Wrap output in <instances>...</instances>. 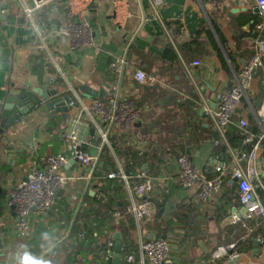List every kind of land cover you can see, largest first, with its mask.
Returning <instances> with one entry per match:
<instances>
[{
	"label": "crops",
	"instance_id": "crops-1",
	"mask_svg": "<svg viewBox=\"0 0 264 264\" xmlns=\"http://www.w3.org/2000/svg\"><path fill=\"white\" fill-rule=\"evenodd\" d=\"M92 1L94 7L89 18L94 43L70 52L66 37L58 35L53 41L56 45L54 54L62 62L67 81L76 87L79 96L87 102L111 94L114 84L108 72V63L115 56L128 55L129 64L117 90L118 94L135 98L145 90L130 75L137 68L156 76L157 85L164 94L162 99L157 98L140 105L144 111L142 122H151L163 116L168 99L173 95L185 108L174 111V116L170 118L177 121L175 127L180 129L176 139L171 141L172 145L176 151L189 153L198 166L210 165L214 157L213 140L216 133L203 110V97L213 105L216 93L234 83L236 74L253 52L256 23L260 17L249 5L239 0H163L158 13H154L151 0ZM0 2L4 4L6 0ZM7 4V7L11 6V0ZM12 8L7 13L0 11V121L3 105L11 91L18 88L40 89L46 84V78L54 79L55 72L42 59L30 20ZM7 14L10 17L3 19ZM124 14V20L118 23L117 20ZM50 22L51 26H63L65 23L58 18ZM51 26L48 27L49 32ZM131 44L134 46L133 52ZM167 51L169 55L173 52V60L166 58ZM195 60L200 64L191 67L188 72L184 65H190ZM38 63L44 67L42 79ZM262 71L264 68L255 75L251 84L250 98L255 109L264 100V89L260 84ZM85 87L94 92L102 90V93L93 95L86 92ZM238 113L246 115L249 122L250 119L254 121L248 103L243 102ZM52 119L60 120L62 130H47V124ZM52 119L41 110H33L0 131V264H19L25 251L38 259L49 261L57 256L61 264L65 260V253L52 254L49 249L36 251L34 255L31 242L37 229L52 228L53 235L46 237V243L48 248H54L50 242L54 236H62L67 225L56 228L50 222V216H44L43 219L32 216L31 236L19 237L14 226L15 212L6 201L8 189L23 179L31 166L40 165L44 155L54 154L51 143L54 133L60 135L62 144L58 151L62 149L64 139L61 134L68 126L62 127V124L68 123L69 118L63 121L61 115L57 114ZM82 137L87 142L96 143L97 140L87 123L83 126ZM83 147L89 152L94 150L87 144ZM174 170L175 167L170 164L169 171ZM168 186L172 187V201H168L167 207L159 210L158 221L151 226V231L155 235L167 237L173 264H225L224 260L212 261L209 256L215 248L236 240L242 234L237 225L225 219L234 212L238 202L231 203L224 218L219 217L222 211L221 199L229 187H225L220 197L203 203L198 200L194 187L183 188L173 180H168ZM180 202L185 203L188 210L185 216L181 214V222L177 224L171 215L172 204ZM64 206H59L58 211L60 213L64 210L63 218L67 220L69 215L74 217L72 206L69 207L67 203ZM260 230L264 234V226ZM134 237V232L127 234L128 240L137 248ZM135 255L139 258L138 249ZM241 260L243 264H264V246L253 238L248 239L242 244Z\"/></svg>",
	"mask_w": 264,
	"mask_h": 264
},
{
	"label": "built area",
	"instance_id": "built-area-1",
	"mask_svg": "<svg viewBox=\"0 0 264 264\" xmlns=\"http://www.w3.org/2000/svg\"><path fill=\"white\" fill-rule=\"evenodd\" d=\"M239 1L249 5L260 20L256 23L257 35L253 52L236 74L234 83L216 93L215 100H212L214 105L203 97V110L216 133L212 163L207 167H200L193 162L189 153L168 150L160 154L157 168L153 164L155 160L145 162L132 178L126 172L124 159L112 145V137L125 134V146L142 156L147 154L154 143L151 134H137L135 130V126L143 121V108L137 106L133 99L120 96L117 92L129 64L128 55L115 56L108 63V72L114 84L112 93L87 102L79 96L76 87L67 81L62 62L54 54L56 45L53 41L58 35L68 39L70 52L94 43L89 18L94 2L11 0L12 9L20 11L30 20L42 59L55 70L54 79L47 89L49 95H69V105L72 106L67 116L68 126L61 134L64 139L62 149L57 153L44 155L40 165L31 166L25 177L6 193V201L15 212L14 226L19 237L31 236L32 216L43 219L44 216H50L55 208L53 224L56 228L67 225L62 231L63 235L54 236L50 242L52 247L56 246L69 234L77 212L87 204L86 197L92 193L94 198H104L101 187L108 180H116L122 184L126 195L123 206L113 212V218L124 223L127 234L135 233L138 264H173L169 240L151 231L159 212L157 201L162 200L163 195L168 192V180H173L183 188L194 187L198 200L203 203L220 197L230 183L235 185L239 205L225 219L237 225L242 234L236 240L215 248L210 253V260L243 264L241 256L244 242L253 238L264 246V234L260 230L264 226V100L255 109L250 98L252 80L264 68V0ZM162 2L163 0H151L154 13H158ZM11 6L4 8L0 2L1 13H7ZM53 18L62 20L64 25L51 26ZM124 18L125 14L117 20L118 23L121 24ZM49 26L52 27L51 32L48 31ZM199 64L195 60L184 67L189 72L191 67ZM261 74L260 84L264 89V71ZM133 79L143 89L154 87L158 83L156 76L141 68L133 72ZM243 102L250 105L253 113L254 121L251 125L246 115L238 113ZM85 123L97 136L96 143L87 142L82 137ZM232 123L243 134L238 145H234L227 135V129ZM85 144L90 145L95 153L87 151L83 147ZM105 150L111 157L107 170L100 168L105 164ZM170 164L175 167L173 172L169 171ZM66 203L75 211L74 217L69 220L63 218L64 210L58 212L59 206L65 207ZM117 231L122 235L120 229L112 230L107 239L104 253L105 258L111 260L108 264H112L115 257ZM79 236L82 238L84 234L80 233ZM123 257L128 263L136 260V255L132 252Z\"/></svg>",
	"mask_w": 264,
	"mask_h": 264
},
{
	"label": "trees",
	"instance_id": "trees-1",
	"mask_svg": "<svg viewBox=\"0 0 264 264\" xmlns=\"http://www.w3.org/2000/svg\"><path fill=\"white\" fill-rule=\"evenodd\" d=\"M133 44L130 45L131 51L133 50ZM133 52V51H132ZM169 51L166 53V58L172 59L174 58V55H172L173 52L168 54ZM139 54V52H136ZM39 66V75L42 79V73H43V66L41 63H38ZM164 92L162 91L161 87L159 85H156L151 88L145 89L143 92H141L139 95H137L135 98H131L134 100L137 106L141 107L145 102H150V100H156L162 99ZM171 102L175 105V107L169 108L166 110L168 113L166 114L167 121L164 122V119H161L157 117L155 120H152L151 122H141L136 125V129L140 131V134L149 133L151 134L152 143H154V146L150 148V150L145 154L144 156L139 155L137 151L133 150L131 147H127L124 144L125 134H122L120 136H114L112 137V145L115 147L117 153L124 159V164L126 166V172L128 175H130L132 178L135 177L137 173V169L141 167L145 162H150L152 160H155L153 164H155L157 168V164H159L160 160V154L164 153L165 151H175L174 145H172V140H175L179 128H176V122H169V119L172 118L174 111H179V108L182 109V105L177 102V100L174 98L173 95L170 96L168 99V103ZM167 103V100L165 101V104ZM185 108V107H183ZM183 110V109H182ZM57 120V119H56ZM54 121V119L50 120L47 124V130L52 132L54 130L60 131L62 130L60 128V120ZM251 122L250 125L253 123V120L250 119ZM64 129V128H63ZM136 130V132H138ZM165 130V131H164ZM167 132V133H166ZM91 133L93 131L91 130ZM162 135H164L162 141ZM227 135L230 139V141L234 145H238L241 141V138L243 136L240 129L234 124H230L227 129ZM52 153H56L59 149V146L62 144V139L60 138V135L57 133H54L52 136ZM178 143V142H177ZM105 158V164L104 166H100L101 169L107 170L108 163L111 162V157L109 156V153L107 150L104 151L103 154ZM113 167H115L114 164H112ZM155 173V172H154ZM102 193L104 194V198H94L90 195L87 196V204L84 205L83 208H81L76 216H75V222L74 225L71 227L69 235H67L57 246L54 248H48L46 243V237H51L53 235L52 228L50 229H37L36 234L31 242V245L34 246L33 250L31 249V246L29 248L31 251H33L34 255L37 253L36 251H41L42 249H49L51 250V253L54 252H63L65 253V260L62 264H108L111 262V260H107L105 258V248L107 245V239L109 237V232L112 230H118L120 229L122 231V263L121 264H138L137 258L134 262H127L123 255H125L128 252L135 253L137 248H135V244L128 240L127 233L124 230V223L122 221L117 222L113 218V212L115 209L119 208L120 206H123L124 204V197L126 195L125 190L123 189V186L120 182L116 180H108L106 185H103L101 187ZM173 197V191L172 187L168 186V192H166L163 195L162 200L157 201V206L159 210L162 207H167L168 201H172ZM221 207L220 210V218H224L223 215L228 212L230 209L231 203L238 202L237 192L235 191V185L230 183L228 192L225 193V195L222 197ZM174 204V203H173ZM172 204V212L173 218L176 219L177 224H180L181 214L185 216L187 212V207L185 203H175V205ZM171 208V206H170ZM55 208L50 213V218L54 222L55 214H54ZM159 214V212H158ZM71 218V215L67 216V220ZM159 215H157L158 221ZM80 233H83L84 236L81 238L79 236ZM44 238V239H43ZM137 247V246H136ZM51 261V264H61L60 260L53 256V258L49 259Z\"/></svg>",
	"mask_w": 264,
	"mask_h": 264
},
{
	"label": "water",
	"instance_id": "water-1",
	"mask_svg": "<svg viewBox=\"0 0 264 264\" xmlns=\"http://www.w3.org/2000/svg\"><path fill=\"white\" fill-rule=\"evenodd\" d=\"M7 1L8 0H6V2L3 4L4 8L8 6ZM9 17L10 14H7L2 18L8 19ZM51 81V78H46V84L42 88L37 90L29 88H18L14 92L11 91L6 97L5 103L3 105L0 121V131L4 130L10 124H13L15 121L23 119L24 116L28 115L33 110H41L45 112L51 119L55 115L60 114L61 119L63 121H66V118L72 108V106L69 105L71 98L69 95L51 97L47 91ZM85 90L86 92L93 95L102 93V90L99 92H94L90 88L86 87ZM35 93L38 94L36 95ZM92 153H95V151L92 150ZM115 238V257L113 258L112 264H121L122 235L119 231L115 233Z\"/></svg>",
	"mask_w": 264,
	"mask_h": 264
},
{
	"label": "clouds",
	"instance_id": "clouds-1",
	"mask_svg": "<svg viewBox=\"0 0 264 264\" xmlns=\"http://www.w3.org/2000/svg\"><path fill=\"white\" fill-rule=\"evenodd\" d=\"M19 264H51V261L38 259L32 256L29 252L25 251L19 259Z\"/></svg>",
	"mask_w": 264,
	"mask_h": 264
},
{
	"label": "rangeland",
	"instance_id": "rangeland-1",
	"mask_svg": "<svg viewBox=\"0 0 264 264\" xmlns=\"http://www.w3.org/2000/svg\"><path fill=\"white\" fill-rule=\"evenodd\" d=\"M130 75H131V77H132L133 72H132ZM172 107H175V105H174L173 103L169 102V103L166 105V110L169 109V108H172ZM168 111H169V110H168ZM168 111H167V112L165 111V114H164L163 116L160 117L161 119H164V120H163L164 122L167 121V119H166V114L168 113ZM170 121H172V122H177L176 120H171V119H169V122H170ZM66 125H67V123L64 122V123L62 124V127H65ZM164 131H165V130H164Z\"/></svg>",
	"mask_w": 264,
	"mask_h": 264
}]
</instances>
